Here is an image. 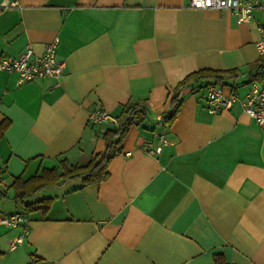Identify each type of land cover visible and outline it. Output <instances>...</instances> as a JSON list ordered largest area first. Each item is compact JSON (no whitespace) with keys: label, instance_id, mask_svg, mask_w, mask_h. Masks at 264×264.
Returning <instances> with one entry per match:
<instances>
[{"label":"crops","instance_id":"crops-1","mask_svg":"<svg viewBox=\"0 0 264 264\" xmlns=\"http://www.w3.org/2000/svg\"><path fill=\"white\" fill-rule=\"evenodd\" d=\"M0 0V57L58 38V77L21 80L0 71V264H264V126L240 102L261 56L264 11L238 22L229 10L192 8L188 0ZM235 70L222 83L236 100L208 113L206 81L190 73ZM219 84V83H216ZM181 105L163 123L170 99ZM142 101L147 118L120 139L108 177L47 185L24 201L15 178L84 163L101 155L122 107ZM107 117L91 123V109ZM158 153L143 143L159 135ZM48 208L23 210L47 201ZM22 204V205H21Z\"/></svg>","mask_w":264,"mask_h":264},{"label":"built area","instance_id":"built-area-1","mask_svg":"<svg viewBox=\"0 0 264 264\" xmlns=\"http://www.w3.org/2000/svg\"><path fill=\"white\" fill-rule=\"evenodd\" d=\"M188 5L192 8H212L217 10H229L234 13L237 21H246L252 15V10L260 9L264 11V0H188ZM12 5H17L14 0ZM260 37L256 41V48L260 55L264 54V25L259 27ZM58 38L44 45L42 53H35L32 47L25 46L24 50L17 56H1L0 71L14 72L21 80H34L44 77H58L63 71L64 61L57 59ZM242 99L244 111L252 117L260 126H264V82L252 81L250 90ZM205 93V106L208 113H214L220 108H230V104L236 100L232 92H225L223 84L210 83L207 85ZM107 111L101 108L91 109L88 113V120L91 123L103 121L107 117ZM164 135H159L156 146L153 147V140L143 143V148L151 153H158L160 146L167 143ZM27 215L23 213H11L0 216V224L7 226H22V233L9 244L11 248L17 247L27 232ZM31 264V262H28Z\"/></svg>","mask_w":264,"mask_h":264},{"label":"trees","instance_id":"trees-1","mask_svg":"<svg viewBox=\"0 0 264 264\" xmlns=\"http://www.w3.org/2000/svg\"><path fill=\"white\" fill-rule=\"evenodd\" d=\"M255 73L250 76V78L255 79L256 76H260L264 73V54H262L255 63ZM236 77L235 70H216V69H200L194 71L182 79L181 83L188 81L189 79L196 81H206L207 83H219L224 84L227 81L234 79ZM179 105H181V99L179 94L176 93L170 99L169 108L162 115L163 123H172L179 110ZM145 105L142 101H134L125 104L121 109V118L119 119V124L117 128L107 131L103 136L106 139L107 145L105 152L101 155L91 156L88 161L84 163L66 164L61 162L60 169H45L41 174L28 177L26 180H21L15 178L12 183L15 192V199L24 201L25 198L33 195L37 190L47 186L65 183L67 180H72L76 178H81L82 184L85 186L90 183H99L108 177V161L115 155L121 152L119 148L120 139L123 134L129 129L133 124H139L142 120L147 118V110L144 108ZM8 121H3L0 124V136L4 129L8 125ZM48 200L45 202L38 203H24L22 205L23 210L29 212L42 208L46 211L48 208ZM23 203V202H22ZM221 258H216V263L220 264Z\"/></svg>","mask_w":264,"mask_h":264},{"label":"water","instance_id":"water-1","mask_svg":"<svg viewBox=\"0 0 264 264\" xmlns=\"http://www.w3.org/2000/svg\"><path fill=\"white\" fill-rule=\"evenodd\" d=\"M252 73H255V70H253V72Z\"/></svg>","mask_w":264,"mask_h":264}]
</instances>
